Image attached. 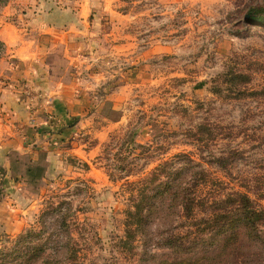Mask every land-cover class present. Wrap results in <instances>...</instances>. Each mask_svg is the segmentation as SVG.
I'll return each instance as SVG.
<instances>
[{
	"label": "rangeland",
	"instance_id": "374dc122",
	"mask_svg": "<svg viewBox=\"0 0 264 264\" xmlns=\"http://www.w3.org/2000/svg\"><path fill=\"white\" fill-rule=\"evenodd\" d=\"M263 2L7 0L0 5V23L31 22L39 3L42 9L71 10L50 18L65 25L75 24L74 13H80L93 56L81 66L82 74L103 73L92 88L90 121L95 128L80 135L83 142L94 143L99 140L95 132L104 125L97 156L86 162L68 155L59 175L34 186L21 231H37L42 214L59 205L72 236L70 250L77 256L62 264H151L146 255L140 259V235L132 243L133 253L119 243L124 210L131 203L127 181L138 180L163 160L176 164V154L205 168L211 180L202 195L236 189L264 207V21L249 20L247 14L249 6ZM3 51L4 45L0 57ZM64 56V61L54 60L53 70L67 68L73 79L75 66L65 63ZM229 71L244 74L246 82L231 83L239 78L230 79ZM109 100L114 102L111 111ZM188 221L179 218L174 225L189 229ZM62 230L49 225L40 240L48 233L57 240ZM16 235H0V262Z\"/></svg>",
	"mask_w": 264,
	"mask_h": 264
},
{
	"label": "crops",
	"instance_id": "0c3cea01",
	"mask_svg": "<svg viewBox=\"0 0 264 264\" xmlns=\"http://www.w3.org/2000/svg\"><path fill=\"white\" fill-rule=\"evenodd\" d=\"M39 7L30 10L31 22L12 19L0 23L4 45L0 57V230L5 233L19 230L26 222L34 186L59 175L68 155L90 162L104 139V125L94 134L99 139L96 142L88 139L87 144L80 137L95 128L90 121L92 88L103 77L96 69L82 74L81 66L93 59L92 46L86 42L88 27L78 12L74 13L75 24L65 25L50 18L71 10L42 9L40 3ZM81 22L83 26L77 25ZM77 36L80 40L68 41ZM63 55L65 63L75 66L73 79L67 68L53 70L54 60Z\"/></svg>",
	"mask_w": 264,
	"mask_h": 264
},
{
	"label": "trees",
	"instance_id": "16d2710c",
	"mask_svg": "<svg viewBox=\"0 0 264 264\" xmlns=\"http://www.w3.org/2000/svg\"><path fill=\"white\" fill-rule=\"evenodd\" d=\"M6 1L0 0V5ZM247 12L249 20L264 21V2L249 6ZM2 46L0 41V51ZM226 75L230 79L239 78L231 83L247 79L233 71ZM174 157L176 164L170 159L163 160L138 180L127 181L131 203L124 210L123 236L119 239L123 250L133 253L132 243L140 235L144 244L140 259L146 255L151 264H264V207L256 206L246 192L236 189L202 195V188L211 180L205 168L185 154ZM183 158L186 161L178 162ZM60 211L58 205L44 212L37 231L32 228L14 231L15 243L3 254L0 264L77 261L70 250L72 236L66 215ZM51 214V222L46 221ZM179 218L189 219L190 228L177 229L174 221ZM49 225L63 229V234L60 232L56 234L57 240H51L48 233L41 241ZM4 234L8 233L0 230V235ZM49 241L53 242L51 252ZM150 246L156 250L150 251Z\"/></svg>",
	"mask_w": 264,
	"mask_h": 264
}]
</instances>
